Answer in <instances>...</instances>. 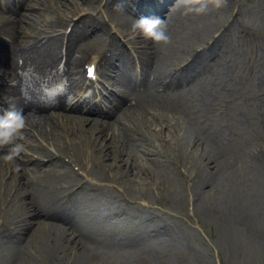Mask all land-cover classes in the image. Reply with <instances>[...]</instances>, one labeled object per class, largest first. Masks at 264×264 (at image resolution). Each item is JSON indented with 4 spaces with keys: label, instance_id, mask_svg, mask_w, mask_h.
Wrapping results in <instances>:
<instances>
[{
    "label": "rangeland",
    "instance_id": "obj_1",
    "mask_svg": "<svg viewBox=\"0 0 264 264\" xmlns=\"http://www.w3.org/2000/svg\"><path fill=\"white\" fill-rule=\"evenodd\" d=\"M51 1L36 0L34 14L46 5L50 17L58 20L56 25L70 24L65 7L74 8L73 0H58L63 6ZM86 1L77 0L82 6ZM105 1L91 0L92 16L107 18L121 32L126 23L113 9L103 8ZM207 2L205 13L187 12L180 4L170 7L169 21L161 19L172 44L191 45L198 54L206 48L201 45L204 39L224 33L234 49L227 60L220 59L211 77L178 89L186 103L191 102L190 112L175 111L167 118L165 109L152 125L147 118L125 129L122 126L130 119L122 123V117L117 122V116L99 118L96 123H104L97 127L84 120L80 129L64 132L73 145L83 142L92 152L85 153L89 162L74 164L79 175L70 170L77 177L65 173L50 188L56 191L63 184L76 188L78 177L88 183L84 190H69L72 203L83 213L79 228L70 232L74 236L54 224L58 230L40 225L35 206L21 198L26 180L5 177L8 168L2 165L0 264H264V194L258 191L256 157L264 152V0H234L232 6L226 0L219 8ZM82 6L75 20L85 14ZM69 27L73 29V24ZM123 29L128 35L133 32L128 25ZM93 38L91 33L87 37L80 33L70 54L79 57L77 47ZM97 47L98 43L91 50ZM12 62L17 63L16 57ZM168 63L173 73L181 68L175 61ZM173 92L163 94L161 106L178 99ZM112 134L116 139L110 138ZM59 142L63 147L64 140ZM110 152L116 155L113 164L106 158ZM211 157L220 166L208 175L203 161ZM225 201L233 204L236 220H221L213 213L211 206ZM26 223L29 226L21 230ZM16 231L22 234L15 235ZM80 233L85 238L77 248L74 239Z\"/></svg>",
    "mask_w": 264,
    "mask_h": 264
},
{
    "label": "bare ground",
    "instance_id": "obj_2",
    "mask_svg": "<svg viewBox=\"0 0 264 264\" xmlns=\"http://www.w3.org/2000/svg\"><path fill=\"white\" fill-rule=\"evenodd\" d=\"M70 1V0H69ZM90 1V2H88ZM84 2V6L82 4L78 3L77 0H73L76 4L74 8H70L66 6L67 15L73 16L77 13L78 6H82L81 10L82 12H90L91 7L93 3H91V0ZM101 0H95V2H100ZM226 1V0H222ZM34 2V5L27 9L26 13H21L18 10L15 12V19L9 23L6 28L4 29V32L8 35V37L11 38V42L6 44L4 49L8 51L9 57L11 56V59H14L16 54L20 53V56L22 60H24V66L26 64H35L38 63L41 60H45L47 63H55L58 59L61 61L65 58V55L61 56V54L58 53V50L56 47H54V43H57V41H54L55 39L48 38V41L46 44L42 45L41 47L37 48V46H27V41L33 40L36 38V35H39L41 32H53L56 27L59 25H56L58 20L52 19L50 17L49 11L50 9L43 5V8H41V11L37 12V16L34 14L37 10V3L36 0H32ZM94 2V3H95ZM145 2V3H143ZM149 2H153V0H136V3L138 4H147L146 6L149 10L144 9L141 5L138 7L134 6L132 4V0H106L105 4L103 6L104 9H113L118 13L120 16V21L125 22L126 25L123 27H131L133 20H138L141 17H148V18H164L169 21L172 15H170L171 12H169V9L171 6H174L173 9L182 6L178 0H165L162 7L158 10V8L153 3L152 5L149 4ZM230 6L234 3V0H229ZM51 3L58 4L62 2H59L58 0H52ZM71 3V1H70ZM118 3H123V8H117L116 5ZM71 5V4H70ZM264 9V4L262 5ZM99 8V5L94 7V11L97 12ZM35 10V12H32ZM152 10V11H150ZM102 13V10L99 12ZM168 14V15H167ZM237 15V13H235ZM72 18V17H71ZM107 19V18H105ZM104 19V20H105ZM117 20V21H118ZM98 17H93L90 14H85L83 17L80 18V23L85 22L86 28L85 30H82L80 33L86 37L88 31H91L92 34H101L102 32H105L107 34V29H109L110 23L107 21H102ZM24 23L26 25H29L33 27L31 28V34H27V30H24V28L21 26V24ZM119 23V22H117ZM65 24V23H64ZM121 25V23H119ZM76 26V24L74 25ZM88 29V30H86ZM125 30V29H124ZM123 30V31H124ZM218 31V28H216ZM122 31V32H123ZM17 37L22 39V43H19L17 41ZM96 38V39H95ZM94 39L89 41L84 47L80 46L78 49V53L81 54V58H70L69 52L72 51V47H68L67 51V60H66V67L68 71L65 73V76L69 78L70 91H76L77 89L82 88L80 85L83 82V76L80 72V65L83 60H85L88 57V52L91 50V46L94 45L97 40L99 41V36H96ZM129 43L130 44H136L138 46V49H140L141 59L142 62L141 68L142 71H140V75H138L139 80L137 82H141V86L148 88V94L145 95H139L140 103L135 105L134 107H124L123 106V99H120L118 103V99L116 100V105L111 109V116L116 117L115 122L122 117V119H125L122 123L128 121L127 124L123 125L122 128H126L127 125L131 123H135V125H139L142 122H144L147 118L150 119L148 121L149 125H152V121L154 119H158L157 117L161 113L160 117H163V110H165L166 117L172 115L173 112L183 110L185 112H190L191 107L189 104L186 103V100L181 96H177V100L171 101L167 103V101L163 102L164 105L161 106V99L165 97L163 94H166L168 96H171L169 93L170 90H173L177 87H182L183 83H190V82H196L201 81L203 79H206L210 77L211 73L214 74V67L217 64H220L221 60H227L229 57V53L233 52V47L230 45V42L226 41L224 38V35H220L218 38H210V39H204L203 44L206 45V48H203V50L200 53H196L194 49L192 50V46H177V43H154L153 41L146 39L142 33L138 32H132L129 33ZM39 41L38 43H40ZM128 43V44H129ZM129 44V45H130ZM131 46V45H130ZM17 48H20L19 50ZM134 49V48H132ZM191 49V50H190ZM36 54V56H35ZM214 58H217L216 62L211 64L210 61ZM97 60V59H96ZM175 61V63H178L180 67L182 65H185L181 70H179L176 75H174L173 71L168 68V62ZM26 67V66H25ZM128 68V67H127ZM129 71H132L130 68H128ZM137 78V76H136ZM149 78V79H148ZM17 76L14 73L13 69L5 70L2 72V76H0V97H5V95L9 94H15V96L18 93V82H17ZM160 89L166 91V93L159 94L154 93L152 89ZM2 89V90H1ZM143 94V93H138ZM129 94H126V97ZM175 96L172 94V97ZM139 101V100H138ZM126 104V102H124ZM62 104V102H60ZM37 108V106H36ZM158 111L157 114H154L152 111ZM174 110V111H173ZM197 112V109H194ZM43 112V111H42ZM152 112V113H151ZM170 112V113H169ZM118 114V115H117ZM42 118V120H39L38 127L40 129V134L53 143H56L57 145L60 140L65 139V130L68 128L80 129L81 127H78L75 121L70 120L71 117L67 116V114H59L56 115V113H45L44 116H39ZM159 117V118H160ZM59 123V127H56L55 124ZM104 122L100 123H91L90 127L101 125ZM121 123V124H122ZM83 126V125H82ZM102 126V125H101ZM96 129V128H94ZM111 130V129H110ZM77 134V133H76ZM80 134V133H79ZM111 139H116V137L112 134ZM74 142V141H73ZM81 142V141H80ZM66 145V142L64 143ZM71 144V143H69ZM72 148L71 150H74L76 152L77 157V150L78 152H85L86 148H89V146L83 142L79 144V146L74 147L76 145H70ZM25 147V146H24ZM59 148V147H57ZM7 151L4 150L1 153L4 154ZM41 154L44 156L48 153L43 149H38ZM116 155L112 154L111 152L106 156L108 160H111V164H113L114 159ZM256 157L258 159V162L260 166H258V173H259V193L261 192V195L264 193L262 192V187L264 186V170L260 171V167L264 169V152H258L256 154ZM51 158V157H47ZM53 159L48 160V164H41L39 162H35L32 164V168L27 170L28 173V179L25 175V173L22 171L20 175L26 180L23 183L22 191L24 196L26 195L29 198V202L32 203L35 208L37 209L39 218V224L40 225H47L49 228L53 229L55 228L53 226L56 225V227L63 232L64 234L69 235L70 237L74 236V233L72 232L76 225L73 220L78 215L77 210L71 212V209L68 208L63 215V219H59L61 217L56 215L55 210H58V208H55L59 205V203L62 201L64 196L60 191H50L49 186H37L36 190H34L32 187L34 184H37L36 181H41V174L49 172L51 169H53L54 166ZM203 161V160H202ZM204 162V166L206 167V173L208 175H211L214 171H217V169L220 166V162L214 158H208ZM123 163V162H122ZM115 164H119L117 161ZM2 165L9 168L7 169V173L10 172L13 173V169L11 163H6L3 160H0V168H2ZM263 165V166H262ZM212 168V169H210ZM210 169V171H209ZM17 172V171H15ZM32 173V175H29V173ZM6 175V174H5ZM14 176V177H18ZM4 184H2L3 186ZM83 185L81 186V190H83ZM40 188V189H39ZM233 204L231 202H223V204H216L214 206H211V209L213 213L220 218L221 220L225 221H234L238 217L230 208H232ZM69 221L70 227L69 229L64 226L63 224L66 223V221ZM25 226H29V223H26L24 225H21V230L25 229ZM53 227V228H52ZM55 228L54 230H58ZM59 231V232H60ZM78 231V230H76ZM13 232H10L12 234ZM15 235H21L20 232H14ZM80 238H85L83 236H78L74 239L75 246L77 248H80L81 242ZM83 264V263H81ZM169 264V262L167 263Z\"/></svg>",
    "mask_w": 264,
    "mask_h": 264
},
{
    "label": "clouds",
    "instance_id": "obj_3",
    "mask_svg": "<svg viewBox=\"0 0 264 264\" xmlns=\"http://www.w3.org/2000/svg\"><path fill=\"white\" fill-rule=\"evenodd\" d=\"M184 4L187 12H195L197 14L205 13L208 10L207 0H179ZM217 7L222 6V0H211ZM198 5V6H197ZM116 7L123 8V3H118ZM166 22L160 18L141 17L138 20H133L131 29L133 32H140L142 35L154 43H169L171 37L167 34L162 25ZM2 71V70H0ZM61 74L63 72L62 66L57 69ZM21 84L20 94L26 103L33 101L32 92L37 91V84H39V100L47 106H54L59 103V98H65V105L71 107L76 103V98L69 93V83L66 77L49 83L51 77L42 78L33 66H28L20 73ZM27 125V116L22 108H9L4 110L3 115H0V147H7V151L0 156V160L6 163L15 165V170L20 171V165L17 163L24 151V145L17 142L22 131Z\"/></svg>",
    "mask_w": 264,
    "mask_h": 264
},
{
    "label": "snow or ice",
    "instance_id": "obj_4",
    "mask_svg": "<svg viewBox=\"0 0 264 264\" xmlns=\"http://www.w3.org/2000/svg\"><path fill=\"white\" fill-rule=\"evenodd\" d=\"M94 75H95V69L93 67L89 69V76L94 78Z\"/></svg>",
    "mask_w": 264,
    "mask_h": 264
}]
</instances>
